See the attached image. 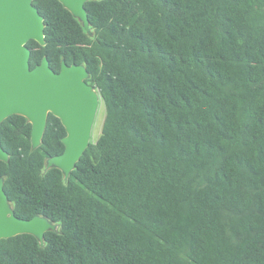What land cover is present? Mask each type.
<instances>
[{"label":"trees","instance_id":"1","mask_svg":"<svg viewBox=\"0 0 264 264\" xmlns=\"http://www.w3.org/2000/svg\"><path fill=\"white\" fill-rule=\"evenodd\" d=\"M46 57L82 65L101 132L65 178L48 114L0 124L3 188L58 230L0 240V264H264V0H91L89 27L35 0Z\"/></svg>","mask_w":264,"mask_h":264},{"label":"water","instance_id":"2","mask_svg":"<svg viewBox=\"0 0 264 264\" xmlns=\"http://www.w3.org/2000/svg\"><path fill=\"white\" fill-rule=\"evenodd\" d=\"M33 1L0 0V124L11 115L24 117L31 125V148L36 149L48 114L58 118L66 133L61 139L64 149L46 160L45 170L55 167L67 178L89 145L100 97L85 82L88 73L82 65L68 66L61 61L59 71L54 72L43 57L30 68L27 42L45 45L43 17ZM57 1L88 30L84 5L91 0ZM7 160L8 154L0 145V161ZM2 186L0 179V240L29 234L43 245L44 232L54 230V226L44 217L15 218L8 210Z\"/></svg>","mask_w":264,"mask_h":264},{"label":"flooded vegetation","instance_id":"3","mask_svg":"<svg viewBox=\"0 0 264 264\" xmlns=\"http://www.w3.org/2000/svg\"><path fill=\"white\" fill-rule=\"evenodd\" d=\"M66 135V133H65ZM2 189H3V192L5 194V197H6V202H7V207H8V210L11 212V214L17 218V219H20V220H30L32 219L33 217H43V216H39L38 214H33V215H29L27 213H24L22 214L21 212L18 211L17 208H15V205H14V202L10 200V197L9 195L5 192L3 186H2ZM10 212L7 214V216H10ZM45 218V217H44ZM47 219V218H46ZM49 221V223H51L53 226H54V230H48V231H45L44 234H43V237L45 235L46 232H56L58 230V227L57 225L50 221L49 219H47ZM29 235V234H28ZM40 244V243H39ZM41 245V244H40Z\"/></svg>","mask_w":264,"mask_h":264},{"label":"rangeland","instance_id":"4","mask_svg":"<svg viewBox=\"0 0 264 264\" xmlns=\"http://www.w3.org/2000/svg\"><path fill=\"white\" fill-rule=\"evenodd\" d=\"M103 121H104V109L100 102L92 126L90 142H95L98 136L100 135Z\"/></svg>","mask_w":264,"mask_h":264}]
</instances>
